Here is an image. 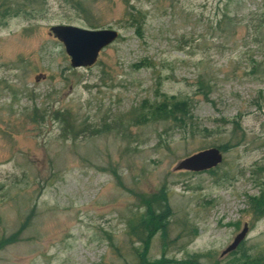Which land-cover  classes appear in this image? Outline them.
Masks as SVG:
<instances>
[{
    "label": "rangeland",
    "instance_id": "rangeland-1",
    "mask_svg": "<svg viewBox=\"0 0 264 264\" xmlns=\"http://www.w3.org/2000/svg\"><path fill=\"white\" fill-rule=\"evenodd\" d=\"M0 2V238H14L0 264H129L126 223L161 191L172 213L154 264L227 260L244 223L243 246L264 251L251 207L264 188V0ZM88 21L118 34L75 67L50 25ZM171 95L187 108L162 111ZM219 144L210 170L176 167Z\"/></svg>",
    "mask_w": 264,
    "mask_h": 264
},
{
    "label": "trees",
    "instance_id": "trees-1",
    "mask_svg": "<svg viewBox=\"0 0 264 264\" xmlns=\"http://www.w3.org/2000/svg\"><path fill=\"white\" fill-rule=\"evenodd\" d=\"M140 13L141 12H139V14ZM9 14H11V5H5V3L0 2V15L4 17ZM128 18L131 19V24L141 25L144 15L141 13L138 17L137 15L130 13V17ZM87 25L88 27L100 26L99 23L97 24L91 21H88ZM159 106L162 111H182L187 108V103L186 100L171 95L162 97L159 101ZM53 117L64 122V135L69 132V123L66 121V117L63 113L56 111L53 114ZM82 131L85 130H79L76 134ZM217 146L221 150H225L226 148L224 144H219ZM211 168H209V170ZM251 202L254 214L252 215L253 221L262 217L264 214V188L257 195L252 197ZM141 203L143 211L131 217L125 227V233L132 258V262L129 264H154L155 260H153L149 255L151 243L154 236L158 235L163 246L168 245V233L170 230L169 224L172 210L168 200V194L165 191H161L156 196H142ZM13 240V237H1L0 246L6 245ZM110 243L114 245L116 250H118V254H122L120 246L116 245L112 240ZM235 248H237L236 253L238 254L231 256L224 261L210 256V261L213 260L211 264H264V251H250L248 247L243 246V240H241ZM202 254L203 253H196L192 257L187 258L186 264H202L203 262H201L200 259Z\"/></svg>",
    "mask_w": 264,
    "mask_h": 264
},
{
    "label": "water",
    "instance_id": "water-1",
    "mask_svg": "<svg viewBox=\"0 0 264 264\" xmlns=\"http://www.w3.org/2000/svg\"><path fill=\"white\" fill-rule=\"evenodd\" d=\"M51 32L63 43L64 49L70 56L72 66L92 64L99 51L109 44L118 34L112 27H86L72 23H54L50 25ZM223 150L217 145L198 149L181 158L176 167L192 170L208 169L222 160ZM248 224L244 223L233 240L221 251L225 253L235 248L244 238Z\"/></svg>",
    "mask_w": 264,
    "mask_h": 264
}]
</instances>
